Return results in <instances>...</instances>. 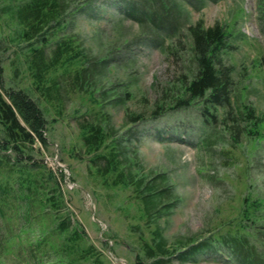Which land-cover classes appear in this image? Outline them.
<instances>
[{
    "label": "rangeland",
    "instance_id": "1",
    "mask_svg": "<svg viewBox=\"0 0 264 264\" xmlns=\"http://www.w3.org/2000/svg\"><path fill=\"white\" fill-rule=\"evenodd\" d=\"M24 1L0 0L2 91L22 90L39 103L47 121L46 144L35 143L31 153L23 148L24 156L17 162L14 151L1 146L0 125V182L12 185L17 170L33 162L38 167L31 173L41 181L52 172L63 200L61 213L73 217L89 244L111 264H134L137 256L149 264L141 242L149 241L155 228L174 249L186 239L213 243V251L183 261L175 253L169 264H233L225 246L212 238L225 234L238 218L243 199L262 200L250 240L264 256V137L240 132L233 142L220 125L221 116L217 124L203 122L198 100L176 108L159 102L180 97L177 82L194 76L188 27L219 24L234 34L222 62L234 67L238 103L252 107L264 121V0H91L77 13L86 0H62L71 21L66 22L67 16L62 29L45 34L50 39L43 48L45 60L50 61L57 41L68 36L79 59L72 60L67 73H48L58 87L57 101L52 98L50 103L32 90L35 79L27 58L33 47H40L45 32L21 38L23 26L16 17ZM126 3L135 6V14ZM152 10L154 20H138L141 11ZM171 27H177L172 40ZM168 45L177 53H165ZM138 115L142 120L131 122ZM97 118L118 141V167L124 177H132L127 186L116 181L117 170L96 172L104 171V159L93 163V154L84 148L80 123ZM260 133L264 135V124ZM108 151L104 148L100 155L109 157ZM148 185L165 189L155 198L158 209L151 220L143 215L140 197ZM19 202L13 201L6 217L0 218V264H71L72 255L57 253L63 247L62 236L52 233L59 214L36 206L28 210ZM44 238L48 242L34 261L28 257L29 247Z\"/></svg>",
    "mask_w": 264,
    "mask_h": 264
},
{
    "label": "trees",
    "instance_id": "2",
    "mask_svg": "<svg viewBox=\"0 0 264 264\" xmlns=\"http://www.w3.org/2000/svg\"><path fill=\"white\" fill-rule=\"evenodd\" d=\"M91 2V0H86L77 8L75 13L81 11L84 6L90 5ZM67 5L62 0H26L22 2L17 12L16 18L23 26V33L20 35L22 39H33V36L41 34V31L45 32L41 34L42 39H39L40 47H33L27 60L32 71L31 75L35 79L32 90L47 102L52 98L57 101L58 95L55 79L48 78V73L50 71L52 73L60 71L67 73V68L71 67L72 60L79 59L72 52V39L69 36L57 41L49 62H46L43 53L44 45L48 44L50 40L45 34H55L56 31L62 29L66 18L69 17L67 23L71 21V15L67 12ZM124 5L130 9V12L134 13L135 6L133 4L126 3ZM137 18L139 21L146 18H156L155 11H141ZM176 31L177 27L169 29L168 33H173L169 37L171 40L176 37ZM187 31L193 54L191 63L195 65V70H191L190 74H194V76L191 80L182 76L177 82L180 84L179 87L175 84L177 85V96L182 94L180 97L172 98L170 102L166 99H161L159 102L167 104L169 108H176L188 106L192 101L198 100L202 105L200 116H202L203 122L206 125H212L215 121L217 124L216 118L221 116L223 121L220 125L228 130L233 142H237V135L240 132H244L243 135L246 137H264L260 133V127L264 121L256 115L252 107L238 103L239 98L236 95L238 84L232 77L234 67L226 66L222 62V56L228 53L229 37H234L233 30L219 24L204 27L201 22H198L188 27ZM237 36L245 38L241 33ZM175 49L178 50V47ZM164 51L170 55L174 53L171 51V45L164 46ZM176 53L177 51L174 54ZM2 83L3 68L0 64V125L3 127L4 133L1 146L4 149L13 150L17 156L16 161H20L24 156L23 148H28L31 153L35 143L46 144L44 132L47 121L41 112L42 110H40L39 103L30 94L13 89L2 91ZM77 88L79 89V87ZM219 112L221 115L216 116ZM208 116L213 121L207 118ZM131 120L135 123L142 119L138 115ZM240 120L241 122H239ZM219 123L220 121H218ZM242 123L244 124L243 128L240 127ZM248 126L249 128L245 129ZM80 133L86 152L93 154V163L95 160L104 159V171L97 169L96 172L113 173L117 170L116 181L120 180L119 184L127 186L132 177H124L123 171L118 167L121 163L117 151L118 141L114 138L112 129L107 125H102L97 118V121L81 122ZM104 148H109V157L100 155V151ZM26 158L29 161L32 160L31 156ZM36 167L38 165L33 162L32 167L28 165L19 168L17 170L18 177L16 180L13 179L12 185L8 181L0 182V218L6 217L7 209L12 208L13 201H16L18 205L19 201L26 203L28 210L35 206L47 208L56 216L59 214L58 222L52 230L53 234L63 238V247L57 253L72 255L71 264H111L101 250L89 244L83 228L79 224H73L71 219L73 217L61 213L63 200L59 193V183H57L53 173L48 174L46 181H41L31 173L32 168ZM15 184L17 186L14 188ZM135 188H140V183L137 182ZM164 193L165 189H161V187L154 189L153 185H148L147 191L140 195L145 218L151 220L152 212L155 213L158 209L155 206V198ZM262 203V200L258 199H243L238 218L229 223L225 234L212 238L225 246L228 260L233 264H264V256L257 251L254 243L250 240L256 228L257 219L255 217ZM47 242L48 238H44L42 241H34L29 247L31 252L28 257H32L36 261L37 253L41 252L42 244ZM177 243L181 244L178 241ZM212 246L213 243L209 240L196 242L194 239H186L180 247L183 251L180 248L174 249L173 244L168 243L158 228L152 231L149 241L143 240L141 242L144 258L150 261L149 264H169L175 253H177V259L183 261L189 256L196 255V253L213 251ZM134 264H144V262L137 256Z\"/></svg>",
    "mask_w": 264,
    "mask_h": 264
}]
</instances>
